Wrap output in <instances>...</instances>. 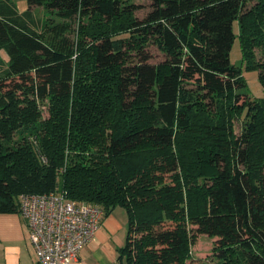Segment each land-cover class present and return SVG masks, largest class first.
Masks as SVG:
<instances>
[{
    "label": "trees",
    "instance_id": "1",
    "mask_svg": "<svg viewBox=\"0 0 264 264\" xmlns=\"http://www.w3.org/2000/svg\"><path fill=\"white\" fill-rule=\"evenodd\" d=\"M27 2L41 31L0 2V214L59 192L126 211L119 264H190L200 235L211 264H264V95L231 61L238 40L264 89V0H153L142 22L130 1Z\"/></svg>",
    "mask_w": 264,
    "mask_h": 264
},
{
    "label": "built area",
    "instance_id": "2",
    "mask_svg": "<svg viewBox=\"0 0 264 264\" xmlns=\"http://www.w3.org/2000/svg\"><path fill=\"white\" fill-rule=\"evenodd\" d=\"M19 200L37 263L81 264L79 253L104 220V207L72 201L59 192L27 194Z\"/></svg>",
    "mask_w": 264,
    "mask_h": 264
},
{
    "label": "crops",
    "instance_id": "3",
    "mask_svg": "<svg viewBox=\"0 0 264 264\" xmlns=\"http://www.w3.org/2000/svg\"><path fill=\"white\" fill-rule=\"evenodd\" d=\"M127 229L126 211L116 208L79 253L80 263L119 264L118 251L126 244ZM0 264H38L29 240L28 222L20 211L0 214Z\"/></svg>",
    "mask_w": 264,
    "mask_h": 264
},
{
    "label": "rangeland",
    "instance_id": "4",
    "mask_svg": "<svg viewBox=\"0 0 264 264\" xmlns=\"http://www.w3.org/2000/svg\"><path fill=\"white\" fill-rule=\"evenodd\" d=\"M130 1L133 4L135 9V16L137 19L142 22L147 15L152 11L153 0H124ZM2 6L15 7L18 10V13L21 15V19L31 27H34L36 30L41 31L44 25L47 22L48 13L42 6H31L27 0H0ZM29 12V14H24ZM236 32L238 33V27L236 26ZM71 37H74L71 34ZM149 50L153 56V62L158 63L164 60V56L158 51L154 46L149 47ZM257 60L261 58L259 50H256ZM0 57L2 60L1 68H6L10 61L8 54L3 50L0 52ZM231 61L234 65L241 67L243 74L247 80L248 88L247 91L254 98H261L264 95V89L259 80L258 71H247L246 63L243 60L242 51L240 43L237 40L233 46L231 52ZM42 110L44 115H47V105H42ZM236 133L239 135L241 132V125L239 122H236L235 125ZM122 209V208H120ZM122 211V210H121ZM217 239L211 238L207 235H200L197 239L196 244L192 248V261L190 264H211L213 257V249L215 247Z\"/></svg>",
    "mask_w": 264,
    "mask_h": 264
}]
</instances>
